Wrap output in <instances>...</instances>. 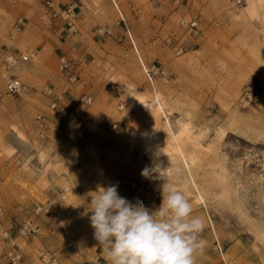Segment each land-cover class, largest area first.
I'll return each instance as SVG.
<instances>
[{
    "label": "rangeland",
    "instance_id": "1",
    "mask_svg": "<svg viewBox=\"0 0 264 264\" xmlns=\"http://www.w3.org/2000/svg\"><path fill=\"white\" fill-rule=\"evenodd\" d=\"M46 1L0 0V264H109L91 195L155 210L166 182L204 220L196 264H264V0H53L72 28Z\"/></svg>",
    "mask_w": 264,
    "mask_h": 264
},
{
    "label": "clouds",
    "instance_id": "2",
    "mask_svg": "<svg viewBox=\"0 0 264 264\" xmlns=\"http://www.w3.org/2000/svg\"><path fill=\"white\" fill-rule=\"evenodd\" d=\"M141 175L147 178L150 169ZM161 196L152 210L122 197L115 184L91 195L90 226L109 264H196L203 255L204 220L192 214V204L177 187L166 182Z\"/></svg>",
    "mask_w": 264,
    "mask_h": 264
},
{
    "label": "built area",
    "instance_id": "3",
    "mask_svg": "<svg viewBox=\"0 0 264 264\" xmlns=\"http://www.w3.org/2000/svg\"><path fill=\"white\" fill-rule=\"evenodd\" d=\"M46 4L47 6L52 10V15L53 16H59L61 17L63 20H65L66 24L72 28L73 25H72V21L71 19L73 18V14H74V11H73V6H67V8H65L63 11H58L57 8L55 7V4H54V1L53 0H47L46 1ZM9 57H5V60L6 61H9ZM22 60H27V56H21ZM68 65V61L65 59V58H61L60 59V68H66ZM5 89H6V92L8 94H11V95H18L20 94L21 92H24V90L26 89L25 85L23 84V82H21L19 80V78H17L16 76H11L9 77L7 80H6V84H5ZM79 100L81 101V103L83 105H87L91 102V96L89 94H84L82 96H80ZM51 107L58 110L59 112L63 113V114H66L67 116H71L72 113L69 112L67 110V108L61 104V105H58V102L57 101H53L51 103ZM2 208L0 206V213L2 212ZM37 228L35 226L33 227H28L26 224L20 226L18 228V232L19 234H21L22 236H26L27 234H34L37 232ZM72 249H75L74 246H72ZM6 256L8 258V264H22L21 263V255L18 251H16L15 249L13 248H9L7 250V253H6Z\"/></svg>",
    "mask_w": 264,
    "mask_h": 264
},
{
    "label": "bare ground",
    "instance_id": "4",
    "mask_svg": "<svg viewBox=\"0 0 264 264\" xmlns=\"http://www.w3.org/2000/svg\"><path fill=\"white\" fill-rule=\"evenodd\" d=\"M146 71H147V69H146ZM128 94H129V96L131 98L132 95L134 94L133 90H129ZM134 103L137 104L139 107H142V108L144 107L143 104H142V101H138L137 98H134ZM187 131H188L187 127L182 126L176 132H173L171 134L167 133V136L171 139L172 143L176 144V146H174L175 147L174 150H176L175 152H176V154H177V156L179 158H181L182 156H187L186 152H185V149H184V144H183V140L189 136V135H187L188 134ZM157 145H158V148L163 149V146H161L159 143ZM158 148L155 147L153 152H156ZM186 160H188V157L186 158Z\"/></svg>",
    "mask_w": 264,
    "mask_h": 264
},
{
    "label": "crops",
    "instance_id": "5",
    "mask_svg": "<svg viewBox=\"0 0 264 264\" xmlns=\"http://www.w3.org/2000/svg\"><path fill=\"white\" fill-rule=\"evenodd\" d=\"M137 92V91H136ZM137 94H138V92H137ZM130 100H132V99H130ZM142 102H144V101H142ZM158 142H155V141H153V143H150L149 141H147V147H148V150L151 152V153H153L151 156L153 157V158H155V159H157L158 160V149H157V151L156 152H153V150L155 149V147H157L158 148ZM52 155L54 154V155H57V153H51ZM186 158H187V156H182L180 159L184 162V163H186L187 162V160H186Z\"/></svg>",
    "mask_w": 264,
    "mask_h": 264
}]
</instances>
